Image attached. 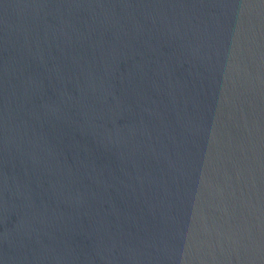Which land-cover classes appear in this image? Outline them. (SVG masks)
Listing matches in <instances>:
<instances>
[{
    "label": "water",
    "instance_id": "water-1",
    "mask_svg": "<svg viewBox=\"0 0 264 264\" xmlns=\"http://www.w3.org/2000/svg\"><path fill=\"white\" fill-rule=\"evenodd\" d=\"M0 264H264V0H0Z\"/></svg>",
    "mask_w": 264,
    "mask_h": 264
}]
</instances>
